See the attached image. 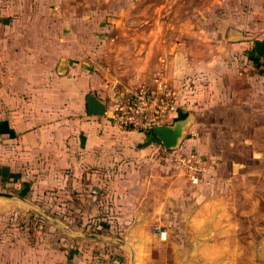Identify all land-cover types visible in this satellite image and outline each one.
Wrapping results in <instances>:
<instances>
[{
  "label": "rangeland",
  "instance_id": "obj_1",
  "mask_svg": "<svg viewBox=\"0 0 264 264\" xmlns=\"http://www.w3.org/2000/svg\"><path fill=\"white\" fill-rule=\"evenodd\" d=\"M261 42L264 0H0V52L46 43L97 79L90 127L68 145L77 165L0 141L3 250L27 264H264ZM9 54L0 68L19 65ZM155 78L180 99L163 124L186 122L174 149L109 118ZM236 92L242 114L226 117L220 97ZM90 93L105 116L87 113Z\"/></svg>",
  "mask_w": 264,
  "mask_h": 264
},
{
  "label": "crops",
  "instance_id": "obj_2",
  "mask_svg": "<svg viewBox=\"0 0 264 264\" xmlns=\"http://www.w3.org/2000/svg\"><path fill=\"white\" fill-rule=\"evenodd\" d=\"M256 48L257 59H252L259 66L264 64V43H257ZM9 53L17 56L15 60L19 65L10 60L11 67L0 68V141L9 137L11 147L14 144L16 148L29 150L30 154H49L48 163L57 164L60 169L71 163L77 165L79 158L68 154V145L73 144L76 148L84 126L90 127L89 123L83 122L84 92L93 90L97 79L82 63L71 65L67 57L53 54L46 43L1 51L0 65L3 61L7 63L8 59H14ZM234 80L241 84L242 76H236ZM234 96L235 100L230 95L220 97V112L226 117L242 114V95L236 92ZM192 100L189 98V101ZM85 109L87 111L86 106ZM93 124L101 126L99 122ZM16 139H25L26 142L15 143ZM2 142L1 165L6 162L2 158ZM1 243L0 240V264H27L28 253L21 256L10 249L3 250Z\"/></svg>",
  "mask_w": 264,
  "mask_h": 264
},
{
  "label": "built area",
  "instance_id": "obj_3",
  "mask_svg": "<svg viewBox=\"0 0 264 264\" xmlns=\"http://www.w3.org/2000/svg\"><path fill=\"white\" fill-rule=\"evenodd\" d=\"M178 95L161 78H155L150 86L119 95L114 104L112 120L120 127L148 133L163 125L178 112ZM192 181H198L197 170L190 160H180Z\"/></svg>",
  "mask_w": 264,
  "mask_h": 264
},
{
  "label": "water",
  "instance_id": "obj_4",
  "mask_svg": "<svg viewBox=\"0 0 264 264\" xmlns=\"http://www.w3.org/2000/svg\"><path fill=\"white\" fill-rule=\"evenodd\" d=\"M86 107L87 112L90 115L101 117L107 114L105 104L100 101L94 94H89L86 97ZM109 118H112V113H109ZM185 127V121H177L173 126L161 125L154 127L152 129V133L159 139L164 149L169 150L177 147L179 141L183 137ZM0 197L10 198L11 195L0 193Z\"/></svg>",
  "mask_w": 264,
  "mask_h": 264
},
{
  "label": "trees",
  "instance_id": "obj_5",
  "mask_svg": "<svg viewBox=\"0 0 264 264\" xmlns=\"http://www.w3.org/2000/svg\"><path fill=\"white\" fill-rule=\"evenodd\" d=\"M150 137H156L153 133H152V131H150V132H148L147 133ZM157 138V137H156Z\"/></svg>",
  "mask_w": 264,
  "mask_h": 264
}]
</instances>
